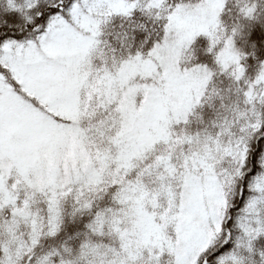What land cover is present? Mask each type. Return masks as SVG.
<instances>
[{
    "label": "snow or ice",
    "instance_id": "1",
    "mask_svg": "<svg viewBox=\"0 0 264 264\" xmlns=\"http://www.w3.org/2000/svg\"><path fill=\"white\" fill-rule=\"evenodd\" d=\"M0 264H264V0H0Z\"/></svg>",
    "mask_w": 264,
    "mask_h": 264
}]
</instances>
